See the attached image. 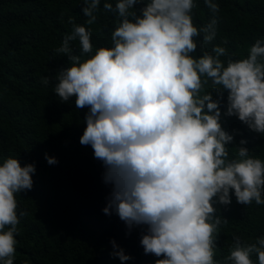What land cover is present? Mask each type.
<instances>
[{"label": "clouds", "instance_id": "1", "mask_svg": "<svg viewBox=\"0 0 264 264\" xmlns=\"http://www.w3.org/2000/svg\"><path fill=\"white\" fill-rule=\"evenodd\" d=\"M100 2L83 0L87 24L96 22ZM141 3L138 15L134 6ZM204 4L211 18L198 29L194 0H117L115 8L105 2L103 8L119 17L113 46L82 60L93 52L91 31L74 24L55 49L70 63L42 78L44 85L54 82L62 102L75 97L76 108H88L79 140L92 147L105 167L104 182L112 185L102 211H114L129 230L146 225L140 244L145 254L163 257L155 264H218L214 234L227 220L214 204L229 205L230 190L239 204H264V161L248 155L244 139L239 158H229L226 145L234 137L220 122L227 91L224 115L264 134V39L255 40L247 58L229 57L226 66L220 57L228 52L221 46L194 58V38L203 33V47L217 34L219 4ZM75 40L80 55L70 45ZM202 77L219 87L201 95L207 83ZM45 159L58 163L47 154ZM35 170L13 157L0 164V264H14L17 225L27 214H17L15 194L31 190ZM110 243V255L121 264L132 259L114 240ZM253 254L264 264V238L244 245L234 237L225 264H254Z\"/></svg>", "mask_w": 264, "mask_h": 264}, {"label": "trees", "instance_id": "2", "mask_svg": "<svg viewBox=\"0 0 264 264\" xmlns=\"http://www.w3.org/2000/svg\"><path fill=\"white\" fill-rule=\"evenodd\" d=\"M101 0L96 22L87 24L83 0H0V164L8 157L17 158L21 166L35 165L31 190L15 194L17 214L25 211L17 225L14 264H121L110 253L115 243L132 257L124 264H155L153 254H145L140 244L147 226L129 230L113 211L105 215L112 185L103 179L105 167L96 159L90 145H81L79 138L86 123L88 108H76L75 97L62 102L54 93V82L44 85L42 78L52 75L70 63L63 54H56L73 25L91 31L93 55L100 47H112L111 34L119 24L115 12L103 8ZM219 4L217 34L211 43H203V33L194 38L199 58L212 53L214 46L227 49V59L247 58L256 39H264V0H216ZM192 20L198 29L206 25L211 14L204 0H194ZM143 3L135 5L139 15ZM72 21L70 23L69 21ZM224 41H227L225 44ZM73 53L81 54L78 40L70 42ZM203 84L201 95L212 91L211 79ZM215 97V94H213ZM227 91L221 102V126L234 139L226 145L229 158H239V141L248 155L264 161V134L250 130L236 116H225ZM45 154L58 163L49 165ZM227 206L214 204L217 215L227 220L214 234V260L225 264L234 248V237L242 244L264 238V204L255 201L243 205L231 193ZM264 195V194H262ZM258 264L255 254L251 256ZM230 264V262H229Z\"/></svg>", "mask_w": 264, "mask_h": 264}]
</instances>
